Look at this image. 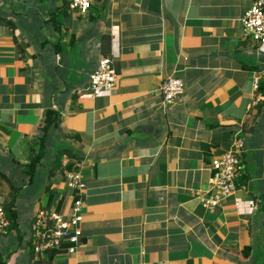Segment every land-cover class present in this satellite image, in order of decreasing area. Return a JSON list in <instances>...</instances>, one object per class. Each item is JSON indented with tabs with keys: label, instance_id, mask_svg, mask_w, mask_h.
Returning <instances> with one entry per match:
<instances>
[{
	"label": "crops",
	"instance_id": "crops-1",
	"mask_svg": "<svg viewBox=\"0 0 264 264\" xmlns=\"http://www.w3.org/2000/svg\"><path fill=\"white\" fill-rule=\"evenodd\" d=\"M253 1L92 0L58 30L47 20L61 1L0 0L15 25H0V170L23 186L16 226L0 234L2 264H32L36 211L66 213L71 203L60 176L48 195L46 167L27 183L12 161H25L51 107L61 122L47 136L45 166L73 150L84 188L81 244L47 264H264V53L240 24ZM105 56L117 83L91 98L88 75ZM169 76L183 92L164 104L159 86ZM233 147L236 190L204 208L210 162Z\"/></svg>",
	"mask_w": 264,
	"mask_h": 264
},
{
	"label": "built area",
	"instance_id": "built-area-1",
	"mask_svg": "<svg viewBox=\"0 0 264 264\" xmlns=\"http://www.w3.org/2000/svg\"><path fill=\"white\" fill-rule=\"evenodd\" d=\"M67 4L70 11L84 14L92 0H59ZM240 24L244 36L257 44L258 50L264 53V0H254L243 13ZM260 73L253 77V88L258 90ZM89 84L85 95L95 98L109 95L117 83V71L112 58L102 57L88 75ZM183 92V83L174 76L166 77L159 86V94L164 104L172 103ZM262 99L257 94L254 103ZM209 193L200 196L204 208H214L223 198L236 190V178L241 168V159L236 147L213 157L210 162ZM65 186L71 190V203L66 213L39 208L31 222L29 242L31 251L41 254L46 249L62 248L67 253H74L81 244L82 206L84 183L79 171H68L64 177ZM3 197L0 196V234L6 233L9 222L3 208Z\"/></svg>",
	"mask_w": 264,
	"mask_h": 264
},
{
	"label": "trees",
	"instance_id": "trees-1",
	"mask_svg": "<svg viewBox=\"0 0 264 264\" xmlns=\"http://www.w3.org/2000/svg\"><path fill=\"white\" fill-rule=\"evenodd\" d=\"M91 6L92 3L90 4L89 9L91 8ZM69 11L70 10L67 4L61 2V5L57 7L56 12L50 13L47 22H49L54 29H58L61 25H63V20L65 19ZM0 25H3L9 29H14L15 27L13 20L5 16V14H3L2 12H0ZM99 49L101 54L103 55L108 54L109 35L101 36ZM260 88L264 92V81H261ZM75 98H76V94H73L71 96V102H74ZM60 122H61V116L58 109L55 107L48 108L42 115L38 124L36 125L34 130L35 132L33 133L34 135H32V137L28 142V152L25 161L20 163L17 160L12 159L14 163H18L17 165L21 173L27 177V181H26L27 183H31L36 170L42 167H46L45 191L48 192V195L50 194V190L52 187L50 181L52 177L60 176L62 179H64L65 174L68 171H78L80 169L82 162V157L78 153L68 148H61L55 152L50 164L48 166H45L46 164L44 162V158L46 156V148L48 147L47 136L49 134V131L52 128H57ZM63 159H65V162H63ZM0 179L3 180L7 185V192L5 195H3V201H2L6 218L9 222V225L6 229V233H7L10 229L16 226V219L18 214L17 200L19 198L23 186L17 185L15 179L12 176L4 173L1 170H0ZM29 248L31 250L30 245ZM58 251H64V250L62 248L46 249L42 253L43 255L47 254L46 256L47 258H45V256L40 257L39 253L35 254L34 252L31 251L32 253L30 252L31 253L30 257L32 260V264H47L53 253ZM34 256L37 257L34 258ZM0 264H2L1 261Z\"/></svg>",
	"mask_w": 264,
	"mask_h": 264
},
{
	"label": "rangeland",
	"instance_id": "rangeland-1",
	"mask_svg": "<svg viewBox=\"0 0 264 264\" xmlns=\"http://www.w3.org/2000/svg\"><path fill=\"white\" fill-rule=\"evenodd\" d=\"M0 186H2V187H0V189H1L0 192H5L7 185L5 183H2ZM1 196H2V194H1Z\"/></svg>",
	"mask_w": 264,
	"mask_h": 264
}]
</instances>
